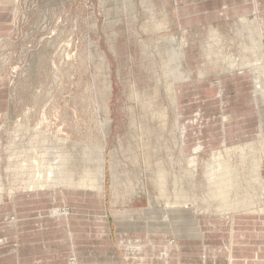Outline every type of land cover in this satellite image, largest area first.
<instances>
[{
  "label": "rangeland",
  "instance_id": "1",
  "mask_svg": "<svg viewBox=\"0 0 264 264\" xmlns=\"http://www.w3.org/2000/svg\"><path fill=\"white\" fill-rule=\"evenodd\" d=\"M142 1L0 0L2 185L8 188L12 178L5 169L12 145L11 149L19 143V149L27 146L35 131L45 134L48 141L44 144L52 151L56 139L90 144L104 121L107 104L106 160L112 151L121 160L122 190L140 184V180L145 187L126 203L114 206L109 176L102 198L56 191L40 193L34 205L27 201L36 197L13 199L5 189L0 202L4 205V210L0 208V230L7 225L16 227L22 207L25 219L39 217L42 222H27L19 241L0 247V264H72L74 258L77 264H232L237 244L234 231L246 226L264 228V220H258L264 217L261 212L223 215L206 213L203 205L199 211L164 205L152 183L155 168L145 170L131 164L133 153L143 160L142 147L137 146L141 145L140 123L150 120L148 109L143 108L147 102L153 103L154 109L168 108L170 132L176 117L179 119V131L164 134L170 148L168 156L162 151L157 158L183 164L197 158L199 175L194 178L193 193L198 200L205 192L204 164L212 153L248 145L257 149L260 142L264 145V99L256 92L254 73L248 69L222 73L207 58L212 28L223 37L226 54L239 61L240 19L182 32L172 15L173 0H145L152 2L157 18L167 19L171 28L167 35L178 43L182 37L186 40L182 69L191 80L177 86L178 107L174 109L164 89V59L161 61L154 50L159 36L144 31L150 14ZM259 18L262 22V16ZM159 45L164 49L161 42ZM200 72L206 73L203 79ZM242 72L249 73L243 78ZM153 125L151 130L157 126ZM174 139L183 146L174 145ZM72 152L78 156L79 150ZM176 171H180L178 167ZM182 179L185 190L192 188L190 178L183 175ZM168 192L173 193L172 186ZM15 201L16 209L12 206ZM53 210L66 212L67 219L55 217Z\"/></svg>",
  "mask_w": 264,
  "mask_h": 264
},
{
  "label": "bare ground",
  "instance_id": "2",
  "mask_svg": "<svg viewBox=\"0 0 264 264\" xmlns=\"http://www.w3.org/2000/svg\"><path fill=\"white\" fill-rule=\"evenodd\" d=\"M142 4L145 6V10L150 14V22L148 25L144 26V31L147 34L159 36L157 37L154 50L161 61L164 59L161 65L164 89L166 90L167 97L172 107L175 109L178 107L176 104V94L179 87L177 86L185 81L191 80L189 74H186L182 69V63L185 59L184 49L186 40L182 37L181 41L178 43L176 38L167 35V33L171 31L167 19L161 16L159 18L156 17V10L152 2H146L144 0ZM134 20H136V16L133 17V21ZM238 22L240 26L237 32L242 40V53L239 61L226 54L223 48L225 44L223 37L218 31L212 30V28L209 32L207 58L212 67L219 69L222 73H226V69L230 72H232L231 70L248 69L254 73L256 92L262 94L264 99V62L261 51L260 34L262 22L258 16L241 18ZM184 29L180 30L185 32ZM159 42L164 45V49L159 45ZM161 48L163 50H161ZM205 74L204 72H200V78L203 79ZM159 82H162L161 78ZM107 87L110 92V85L107 84ZM143 108L148 109L150 114V120L147 119L145 123H140L139 132L142 133L140 136L141 145H138L137 148L142 147L143 160L141 161V157L136 155L137 153H133L131 164L138 167L144 166L145 170H151L152 166L155 168L152 176V183L158 190L157 195L160 198L158 200H164V205L172 208L179 206L184 209L191 208L195 211H199V206L203 205V211L212 214L213 212L223 215L229 212L230 215L231 213L246 215L260 212L262 214L264 213V179L262 178L264 145L261 142L259 143V147L257 146V149L254 145H248L245 149L239 148V150L233 151L226 149L224 153H212L210 160L204 164L203 178L205 181V192L202 198L198 200L193 193V186H195L194 178L198 173L197 158L192 157L188 159V161L184 163L185 167L184 164L178 160L174 162V160L167 161L163 158H157L162 151L168 156L170 148L168 146V139H166L164 134L167 135L174 130L179 131V119L176 117L172 127L174 130L170 132L168 130L169 121L167 107L154 109V104L147 102ZM103 113L104 121L103 123H99L97 136L90 144L69 142L68 139H56V145L52 151L49 145L47 146V144H44L45 141H48L45 134H41L40 131H35V135L33 138L29 139L30 141L27 143V146H22L19 149L21 145L19 143V146L11 149V147L14 146L12 145L10 147L11 153L9 154L8 163L5 168L7 174L12 178L9 180L8 188L2 185L0 178V202L3 200L5 189H7V195L13 199L28 193H31V195H39L40 193L49 194L56 191L63 193L64 191H69L76 195L96 194L98 197L102 198V196L105 195L108 176L110 180L109 191L112 206L119 203H126L132 196L138 193L137 190L143 191L145 187L141 185V180L139 181L140 184L136 182L137 189L136 186L130 184L125 187V190H122L123 184L120 181L121 177L119 174L121 160L113 151L109 153V160H106L105 154L109 132L108 116L110 113L107 104L104 106ZM41 121L44 120L42 119ZM153 122L156 123L157 126L151 130L150 126L151 124L154 126ZM132 124L136 125L135 122ZM18 127L22 128L20 124ZM25 131L27 133L28 129H25ZM182 134L183 131L181 130L180 141L183 139ZM178 143L180 144L178 140L174 139V145L180 146ZM182 146H180V148ZM72 150H76L77 152L79 150L77 153L78 156H74ZM177 167L180 171H176ZM182 170L183 173L181 175L180 172H182ZM183 175L190 178L192 181V188L185 190L181 183ZM170 186L173 187V193L171 194L168 192ZM65 196L66 195H64V197ZM53 215L59 218L64 216V218L67 219L68 214L66 212L60 214L58 210H53ZM104 219L102 217V220ZM73 260L74 262L71 261V263L77 264V259L74 258Z\"/></svg>",
  "mask_w": 264,
  "mask_h": 264
},
{
  "label": "crops",
  "instance_id": "3",
  "mask_svg": "<svg viewBox=\"0 0 264 264\" xmlns=\"http://www.w3.org/2000/svg\"><path fill=\"white\" fill-rule=\"evenodd\" d=\"M172 4H173L172 15L173 18L175 19L176 27L181 30H183L184 28H185L184 30H193L203 27L217 26V25H221L222 23L228 24L230 22H235L241 18L262 16V25L260 28V34H261V51L264 62V47H263L264 46V0H173ZM248 73L249 72L246 73L242 72V77L243 78L245 76L247 77ZM242 84L245 85V83L243 82ZM246 103H247V98H246ZM256 109L258 110L259 106H257ZM258 135H260V133ZM263 170H264V164H263ZM40 196L26 194L23 196H19V200H23V198H28V197L29 198L36 197V198H32L31 199L32 201H27V203L32 202L35 205L34 202L36 201L39 202ZM95 202L98 205L99 202L97 200ZM16 204L17 203L15 201L14 204L12 205L15 207V209H16ZM19 204L21 205L24 203L20 202ZM0 208L4 210L3 209L4 205L1 204ZM23 209L25 208L22 207V211L20 212L21 215L19 214L17 218L16 227H14V225L13 226L7 225L6 227H3V229L0 230V239L4 240V243L0 244V247L2 249L8 247L9 246L8 244L15 243L16 242L15 239L20 240L24 236L25 232L23 231V229L26 227L27 222L35 221L34 224L37 222L38 225H40V222H42L39 217L38 219L36 218V220L25 219L24 218L25 212ZM16 212L17 211L15 210V213ZM258 218H259L258 220H262V221L264 220V217L263 218L258 217ZM104 226L105 223L102 220V224L100 225L102 230L104 229ZM262 228L263 227L248 228V226H246V229L244 228L238 231H234V233L232 232L236 237L235 243H237L236 249H233L234 255L232 254L233 257L236 259H234L232 264H264V228L263 229ZM32 236H34V234H32ZM17 243L19 242L17 241ZM77 255L78 254H76V256ZM18 263L21 264V262Z\"/></svg>",
  "mask_w": 264,
  "mask_h": 264
}]
</instances>
